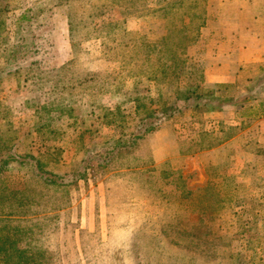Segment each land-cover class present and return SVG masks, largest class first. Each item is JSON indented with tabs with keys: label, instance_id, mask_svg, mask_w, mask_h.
Wrapping results in <instances>:
<instances>
[{
	"label": "rangeland",
	"instance_id": "1",
	"mask_svg": "<svg viewBox=\"0 0 264 264\" xmlns=\"http://www.w3.org/2000/svg\"><path fill=\"white\" fill-rule=\"evenodd\" d=\"M217 2L0 0V264H264L252 84L203 80Z\"/></svg>",
	"mask_w": 264,
	"mask_h": 264
},
{
	"label": "crops",
	"instance_id": "2",
	"mask_svg": "<svg viewBox=\"0 0 264 264\" xmlns=\"http://www.w3.org/2000/svg\"><path fill=\"white\" fill-rule=\"evenodd\" d=\"M216 8L214 18L226 20L230 26L212 30L207 42L211 50L202 65L204 83L235 87L239 83L255 84L253 89L249 85L248 91L238 88L237 95H247L240 105L247 109L249 120L255 118L259 132L264 134V0H218ZM254 68L259 71L256 75L250 72Z\"/></svg>",
	"mask_w": 264,
	"mask_h": 264
},
{
	"label": "trees",
	"instance_id": "3",
	"mask_svg": "<svg viewBox=\"0 0 264 264\" xmlns=\"http://www.w3.org/2000/svg\"><path fill=\"white\" fill-rule=\"evenodd\" d=\"M171 65H172V63L169 64V65L167 64L168 67H170ZM162 71H164L165 74L168 72V71L165 72L164 68H162ZM246 98H247V95L241 97V100H245ZM184 99L187 100L188 96H185ZM142 135H143L142 133H131V135H129V140L128 141H125L123 143H120V142L117 143L116 151H118L117 149H119L122 146H125V147L129 146L131 141L136 140L137 138L141 137ZM116 151H115V153H116ZM107 153H108V149H104L103 148V149L99 150L97 153H94L93 155L89 156V158L91 157L93 159H96L98 161L99 166H106L107 161L106 160H101L100 157L104 156ZM110 156L111 155H109V157ZM35 166H36L37 169L41 170V173L39 172V174H36V175H38V179L37 180H39V184H42V182H46V183L49 182L50 183V182H54L55 181V179H56L55 175H53L51 172H49L47 170H43L42 168H39L37 163H36ZM20 202L22 203V200ZM20 202H18V203H20ZM23 211H25V209H23ZM17 213H21V209ZM53 216H56V215L53 214ZM45 217H47V215H45ZM42 218H44V217H42ZM22 229H24V228L21 227V230ZM23 232L24 231H21L20 234L22 235ZM9 241H11V242H9ZM7 242H8V244L11 247L12 250H16L17 247H16V239L15 238L14 239H9V240H7ZM17 251H18V253H16L17 254V259H15V257L12 258V260H13V262L15 264H40L39 259H30V255H31V253H34L37 256H41L43 254L42 252L44 250H41V249L34 250L33 249V250L30 251L31 253L30 252L26 253L25 249H18L17 248Z\"/></svg>",
	"mask_w": 264,
	"mask_h": 264
}]
</instances>
